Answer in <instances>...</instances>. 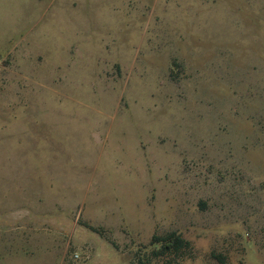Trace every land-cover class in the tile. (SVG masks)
I'll return each instance as SVG.
<instances>
[{
	"label": "rangeland",
	"instance_id": "rangeland-1",
	"mask_svg": "<svg viewBox=\"0 0 264 264\" xmlns=\"http://www.w3.org/2000/svg\"><path fill=\"white\" fill-rule=\"evenodd\" d=\"M170 232L264 264V0H0V264Z\"/></svg>",
	"mask_w": 264,
	"mask_h": 264
},
{
	"label": "trees",
	"instance_id": "trees-1",
	"mask_svg": "<svg viewBox=\"0 0 264 264\" xmlns=\"http://www.w3.org/2000/svg\"><path fill=\"white\" fill-rule=\"evenodd\" d=\"M89 229L97 233L96 229L92 227ZM112 245L117 249L113 243ZM149 246L151 247L149 251H140L134 255L135 264H153L155 260L164 262L162 264H171L172 259L174 261L181 259L185 252L190 250L191 245L177 232H170L162 236L153 235Z\"/></svg>",
	"mask_w": 264,
	"mask_h": 264
},
{
	"label": "built area",
	"instance_id": "built-area-1",
	"mask_svg": "<svg viewBox=\"0 0 264 264\" xmlns=\"http://www.w3.org/2000/svg\"><path fill=\"white\" fill-rule=\"evenodd\" d=\"M77 257V256H76Z\"/></svg>",
	"mask_w": 264,
	"mask_h": 264
}]
</instances>
